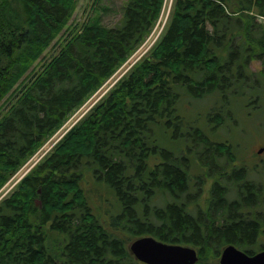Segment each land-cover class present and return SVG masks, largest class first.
<instances>
[{
    "label": "trees",
    "instance_id": "16d2710c",
    "mask_svg": "<svg viewBox=\"0 0 264 264\" xmlns=\"http://www.w3.org/2000/svg\"><path fill=\"white\" fill-rule=\"evenodd\" d=\"M76 1L0 0V101ZM165 3L126 0L116 26L87 23L59 42L0 120V189L146 41ZM161 33L0 201V264H144L130 251L142 237L195 248L197 264H217L229 245L264 250V183L206 133L264 103V0H173Z\"/></svg>",
    "mask_w": 264,
    "mask_h": 264
},
{
    "label": "rangeland",
    "instance_id": "374dc122",
    "mask_svg": "<svg viewBox=\"0 0 264 264\" xmlns=\"http://www.w3.org/2000/svg\"><path fill=\"white\" fill-rule=\"evenodd\" d=\"M125 2L126 0H77L73 14L66 26L60 30L58 36L52 41L48 49L41 54L40 58L33 63L16 85L12 86L9 93L0 101V120L21 97L31 79L41 73L52 58L59 54L61 50L59 42H62L64 39V43L66 39H70L74 35L73 32L76 28L87 23H97L106 27L116 26L123 15ZM171 4L172 0H168L161 18L146 41L141 44L95 94L71 114L62 126L36 150L34 155L0 189V201L11 195L21 180L38 166L54 150L58 143L91 112L95 105L150 52L162 34L161 32L166 25L167 17L169 18L170 16ZM260 66V63H254L252 68L253 70H257ZM206 105L204 104V106ZM259 105V109H255L256 107L252 106L251 110L236 107L234 113L236 122H229L221 129H208L206 133L213 142H229L234 145L238 165L242 166L244 164L250 169V179L264 183V174L258 175L259 172L252 171L255 165L264 167V153L261 155L258 154V151L264 148V103L261 102ZM192 107L199 110L204 109L197 104L192 105ZM185 113L191 120L197 118L195 110H186ZM164 146L166 148L172 147V145ZM99 198L100 194L97 192L93 198V205L96 207L101 219H103L105 218L107 205L103 201H100ZM262 240L264 244V238ZM217 264H219V260Z\"/></svg>",
    "mask_w": 264,
    "mask_h": 264
},
{
    "label": "water",
    "instance_id": "95a60500",
    "mask_svg": "<svg viewBox=\"0 0 264 264\" xmlns=\"http://www.w3.org/2000/svg\"><path fill=\"white\" fill-rule=\"evenodd\" d=\"M264 148L258 151L261 155ZM130 251L139 262L144 264H197L198 251L183 245L168 244L153 237L135 240ZM219 264H264V250L249 255L236 246L229 245L221 253Z\"/></svg>",
    "mask_w": 264,
    "mask_h": 264
},
{
    "label": "built area",
    "instance_id": "2783aa9c",
    "mask_svg": "<svg viewBox=\"0 0 264 264\" xmlns=\"http://www.w3.org/2000/svg\"><path fill=\"white\" fill-rule=\"evenodd\" d=\"M167 1H168V0H166L164 10H165V8H166ZM172 3H173V0H172ZM171 7H172V4H171ZM171 7H170V10H171ZM164 10H163V12H164ZM169 12H170V11H169ZM167 19H168V17H167ZM167 19H166V22H167ZM166 22H165V23H166Z\"/></svg>",
    "mask_w": 264,
    "mask_h": 264
},
{
    "label": "bare ground",
    "instance_id": "6f19581e",
    "mask_svg": "<svg viewBox=\"0 0 264 264\" xmlns=\"http://www.w3.org/2000/svg\"><path fill=\"white\" fill-rule=\"evenodd\" d=\"M133 242H134V241H133ZM133 242H132V243H133Z\"/></svg>",
    "mask_w": 264,
    "mask_h": 264
}]
</instances>
